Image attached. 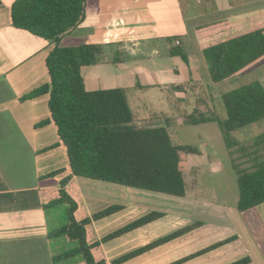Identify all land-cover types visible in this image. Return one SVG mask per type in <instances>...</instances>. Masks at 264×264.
Returning a JSON list of instances; mask_svg holds the SVG:
<instances>
[{
	"label": "crops",
	"instance_id": "obj_1",
	"mask_svg": "<svg viewBox=\"0 0 264 264\" xmlns=\"http://www.w3.org/2000/svg\"><path fill=\"white\" fill-rule=\"evenodd\" d=\"M177 1V7L179 8L180 3L181 14L186 19V26L194 40V29L199 25L239 18L264 10V0H237L235 3L230 0ZM11 2L4 3L3 0H0V34H10L12 30H16L10 26L9 22ZM161 2L162 0H85L84 20L61 39V45L73 46L85 43L105 46L111 43H122L117 47L116 52L121 47L127 48L129 51L125 58H121L119 55L114 56L113 59L117 58L116 62H113V59H108L93 65L82 66L80 74L85 90L110 88L127 90L126 94L129 93V95H126V99L132 113L129 102L136 112L142 110L145 104L150 105L154 102H157L160 106L159 110H162L160 100L165 97L168 100L166 102L167 110H173L182 106L183 88L176 90L175 87H184L191 83L198 89L202 86L203 81L209 86H213L207 82L206 63L199 47V50L189 49L187 51L182 32H160L152 25V17L147 15L150 10L149 6ZM178 12L180 14L179 9ZM134 35L179 37V41L170 43L167 41L168 49L176 44L175 42L183 44L187 51L188 63L183 62L180 57L168 53L165 58H159L157 61L147 58L145 65L129 61L130 56L139 53ZM119 36H128L129 41L123 43L122 39H118ZM29 37L31 45L29 54L7 67L3 77L0 76L2 77L0 79V227L7 222L22 219L35 220L39 224L44 243L48 246L53 243L54 238H47V233L52 229H47L46 222L51 217L50 215L47 217L46 213L47 211L51 212L55 207L48 210L42 209L41 192L56 188L60 176L40 178L61 168L65 170V175L69 169L65 147L57 136L54 123L49 120L43 125H37L39 122L49 119L48 95L42 94L29 100H20L22 95L49 81L44 59L53 45L41 39L36 40L34 36V38ZM65 40L72 41L63 45ZM263 63L264 59L244 72L247 73L250 70L255 72L257 67ZM258 72L259 75L254 74L252 79H257L264 88V68ZM204 75L205 77H203ZM239 78L240 76L237 77V81ZM159 84H163L164 88H161ZM130 89L132 93L129 92ZM202 95L199 97L200 103L204 104L203 108H209L212 114L210 104L212 94L205 91ZM192 108L193 110L202 109L195 106ZM155 114L162 115L163 121L164 118H173L165 117L161 111ZM154 117L160 119L157 115H153L149 118L136 120L133 115L134 121L136 120L134 124L137 126L150 124L148 121ZM262 122L264 120L257 122L258 124L252 129L259 127ZM250 140L254 147L253 150L251 153L243 152L241 156L247 158L246 161L251 164L256 161H264V132H255ZM236 142V146L242 150L249 143L237 140ZM202 155L201 151L199 155H189L188 169L191 168V163ZM20 167L25 170L24 176L28 177L26 183H20L22 178L21 172H18ZM78 181L89 185L92 183V187L88 188L93 191L91 195H94L90 203L86 202V197ZM71 183L75 187L81 207L87 215L109 205L122 206L121 210L90 224L89 231L92 233V240H98L148 212L155 211L162 214L161 217L150 223L102 243L100 246L102 255L107 261L183 226L200 222L199 226L120 264H169L229 238L230 241L180 264H225L243 256L249 257L248 264H264V250L258 235L259 233L264 235V202L242 213L251 215L253 219L251 226L247 221H244L245 224L234 220L219 221L202 214L201 212L204 210L202 207H198L199 198L188 194L187 190L184 197H175L79 177H73ZM97 183L104 184L100 186V188L104 187L103 190L93 188ZM90 190H87V194H90ZM101 200L102 203L97 206ZM127 213L129 214L126 215ZM120 214H125V217L109 225L102 224L106 220L116 219L121 216ZM61 239L65 242L63 238ZM5 241L0 232V254L4 253L2 243ZM55 241H57L55 253L48 249V256L52 264L55 263L51 261V257L62 252L59 246L62 241ZM78 258L76 255L59 263L78 264L81 260Z\"/></svg>",
	"mask_w": 264,
	"mask_h": 264
},
{
	"label": "trees",
	"instance_id": "obj_2",
	"mask_svg": "<svg viewBox=\"0 0 264 264\" xmlns=\"http://www.w3.org/2000/svg\"><path fill=\"white\" fill-rule=\"evenodd\" d=\"M84 2L13 0L9 6V22L13 29L25 31L53 45L44 59L48 83L20 97L24 101L42 94L48 95L49 119L37 125L49 120L54 123L68 160L67 174L64 175L65 170L61 168L40 178L60 176L56 188L41 192L42 209L66 205V223L50 230L47 238L61 237L65 242L76 243L75 247L53 255L51 261L57 263L78 255L81 258L78 264H120L199 226L200 222L183 226L107 261L102 255V243L150 223L162 214L148 212L100 239L92 240L90 224L121 210L122 206L109 205L87 215L71 183L72 178L184 197L188 156L199 155L200 151L194 146L173 144L168 128L178 120L187 125H196L211 118L203 116L196 109L178 118H164V126H137L124 89L85 90L80 68L101 61L104 46L85 43L61 45V39L84 20ZM194 37L206 63L208 81L216 84L230 79L264 59V10L199 25L194 29ZM176 40L179 41V37L167 38L169 43ZM167 53L188 63L187 51L180 42L171 46ZM112 61L116 62L117 58ZM175 89L182 90V87ZM220 102L225 113L220 121L222 135L226 147L231 149L237 145L232 137L234 132L264 120V88L255 79L222 93ZM234 169L238 188L235 208L239 213H244L264 202V161L252 163L249 169H238L235 165ZM228 241L230 238L169 264H180ZM249 262V257L243 256L225 264Z\"/></svg>",
	"mask_w": 264,
	"mask_h": 264
},
{
	"label": "rangeland",
	"instance_id": "obj_3",
	"mask_svg": "<svg viewBox=\"0 0 264 264\" xmlns=\"http://www.w3.org/2000/svg\"><path fill=\"white\" fill-rule=\"evenodd\" d=\"M10 1L13 0H3L4 3H9ZM236 1L237 0H230L232 3H235ZM177 3V0H162L159 4H150V10L147 15L152 17V25H154V27L160 32H182L184 36V45L187 51H189V49L199 50L196 41L186 26V19L181 14V5L179 3L178 8ZM29 36L31 35L21 30H12L10 34H0V76L3 77L5 74L4 71L7 67L12 66L19 60V58L29 54L31 50V45L28 40V38H30ZM134 37H136L134 39L138 45L137 48L139 49V53L130 56L128 58L129 61L145 65L147 63L145 62L147 58L157 61L159 58L166 57L168 51L166 36L153 35L141 37L140 35H134ZM32 38L34 37L32 36ZM127 38L128 36H122L118 39H122V42L125 43V41H129ZM35 39L39 40L36 37ZM70 41L72 40H65L63 45H66ZM121 44L122 43H111L109 45H105V51L101 57V61L108 59L112 60L116 55H119L121 58H125L126 54H129L127 48L124 49L121 47L118 52H116L117 47ZM126 46L129 45L126 44ZM262 68H264V63L257 67V71L255 72L250 70L247 73L244 72L234 78L227 79L218 84L209 83L213 86H209L205 83V81H203L202 86H199L200 88L198 89L191 83L186 84L184 87L181 86L183 88V92L181 93V108L176 107L173 110H167L166 102H168V100H166L163 96V99L160 100L163 107L162 110H159V104L154 102L150 105L145 104L142 110H137L136 112L131 106V102H129L136 120L149 118L153 115H157L158 118L160 117V119L154 117L151 121H148L150 122V125L155 126H164L162 115L155 114L156 112L161 111L164 113L165 117L178 118L182 114L192 113L193 106L202 108L199 110V113L205 117L211 118L208 122L196 125H187L178 120V122L176 121L177 123L171 125L168 129V133L173 144L194 146L203 154L202 157H197L195 159L196 161L191 163V168L185 172L184 180L188 194H193L199 198L200 202L198 203V207H202L204 210L201 213L209 216L211 219L219 221L234 220L240 221L241 223L247 221L251 224V226L253 224L251 215L239 213L235 208L238 198V188L234 165L238 169H249L251 167V162L246 161L247 158H243L241 155L243 152L251 153L254 147L252 146L250 138H252L255 132H264V122L260 123V126L255 129L252 128L258 123L249 125L244 129L234 132L232 137L235 141H245L249 143L245 145L243 150L239 149L238 146L228 149L225 145L222 128L220 126V121L225 117V113L220 102V94L249 82L253 78L254 74L259 75L258 71ZM205 75L203 77H205ZM239 76L240 78L237 81V77ZM2 77H0V79H2ZM159 85L161 88H164L163 84ZM126 91L127 90H125V95L128 96L129 93L126 94ZM205 91H209V93L212 94V99L210 100L212 114L210 113L209 108H203L204 104L202 105L200 103L199 97L203 96L202 93ZM129 92L132 93L131 89ZM18 172H21L20 174L22 176L20 183H26L28 177L24 176L25 170L20 167ZM78 182L86 197V202L90 203V200L94 197V195H91L93 191L88 188L92 187V183L89 185L88 183H82L81 181ZM102 184L103 183H97L93 188L103 190L104 187L100 188V186L104 185ZM87 190H90V194H87ZM100 203H102V200L99 204H97V206L100 205ZM128 214L129 213L126 215ZM48 215H50L51 219L46 218L47 229H55L64 225L66 223V205H57L51 212L47 211L46 216L48 217ZM120 215L121 216H118L116 219H113L112 221L106 220L102 224L109 225L110 223H115L116 220L125 217V214ZM0 232L6 240L2 243L4 253L0 254V264H52L48 256V249L55 253V245L57 242L55 240L62 241L59 245L62 251L76 246L75 242H64L60 237L54 238L53 243L46 246L41 235L39 224L35 220L26 221L22 219L10 223H4L0 227ZM14 232L16 234H11ZM258 235L262 244V249L264 250V235L261 233ZM78 257L80 258V256ZM55 264L60 263L57 262Z\"/></svg>",
	"mask_w": 264,
	"mask_h": 264
},
{
	"label": "built area",
	"instance_id": "obj_4",
	"mask_svg": "<svg viewBox=\"0 0 264 264\" xmlns=\"http://www.w3.org/2000/svg\"><path fill=\"white\" fill-rule=\"evenodd\" d=\"M177 43V42H176Z\"/></svg>",
	"mask_w": 264,
	"mask_h": 264
}]
</instances>
